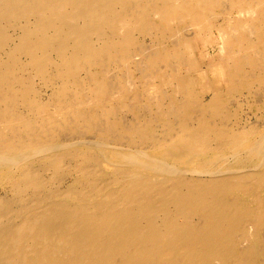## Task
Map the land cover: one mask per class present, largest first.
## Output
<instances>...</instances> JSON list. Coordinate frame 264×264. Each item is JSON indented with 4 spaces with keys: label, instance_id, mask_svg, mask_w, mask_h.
<instances>
[{
    "label": "bare ground",
    "instance_id": "obj_1",
    "mask_svg": "<svg viewBox=\"0 0 264 264\" xmlns=\"http://www.w3.org/2000/svg\"><path fill=\"white\" fill-rule=\"evenodd\" d=\"M255 187L264 0H0V264H264Z\"/></svg>",
    "mask_w": 264,
    "mask_h": 264
},
{
    "label": "rangeland",
    "instance_id": "obj_2",
    "mask_svg": "<svg viewBox=\"0 0 264 264\" xmlns=\"http://www.w3.org/2000/svg\"><path fill=\"white\" fill-rule=\"evenodd\" d=\"M207 40H208V42L209 43H212L211 41L213 40V37L210 35V33L208 32L207 33ZM197 39H200V36H199V38H197ZM196 39V42L198 43L197 44V46H198V48H202L203 47V44H205L204 42H207L206 41V39H204L203 41H202V44L200 43V41L198 42V40ZM197 48V47H196ZM210 48H208L207 49V51H206V53H207V55H208V53L210 54V50H209ZM199 50V49H198ZM200 51V50H199ZM214 51H211V54L213 53ZM197 55H200V53H198ZM210 56L211 55H209V58H210ZM132 70L133 69H131V72H132ZM122 73V72H121ZM194 75L195 76H198V73L196 72V73H194ZM135 77H138V74L136 73L135 74ZM197 86V87H196ZM196 86H195V89H196V91L199 93V92H201V85L199 84H196ZM201 89V90H200ZM241 101V102H240ZM233 102V103H232ZM235 102V103H234ZM231 105L230 106H232V107H234V108H236L237 110H238V123L240 124V125H242V123L245 121L244 119H246L247 118V116H249V117H251V119L253 120V119H255V116H254V113L256 112V107L255 106H253L252 107V105H251V103L250 102H247V100H245L244 99V102H243V99L242 98H240V97H235V98H233V100L231 101V103H230ZM237 106H235V105ZM243 104V105H242ZM255 108V109H254ZM244 109V110H243ZM252 110V111H251ZM251 111V112H250ZM244 112H246V113H244ZM248 112V113H247ZM249 112L250 113H252V114H249ZM247 114V115H246ZM253 116V117H252ZM129 118V117H128ZM257 189V190H256ZM255 192V193H254ZM0 193H2V192H0ZM258 193H261V195H263L264 196V190L263 189H259V188H257V187H255L254 188V191L250 194V193H241L240 195H241V201L243 202V204L245 205V206H247V207H252L253 209H256V210H258L259 208V206H258V201L256 200V198H254V195L255 194H257L258 195ZM246 195H248V196H246ZM256 195V196H257ZM253 197V198H252ZM255 199V200H254ZM247 200V201H246ZM252 200H253V202H252ZM248 201H251V202H248ZM255 201V202H254ZM246 204H245V203ZM250 205V206H249ZM251 205H253V206H251Z\"/></svg>",
    "mask_w": 264,
    "mask_h": 264
}]
</instances>
